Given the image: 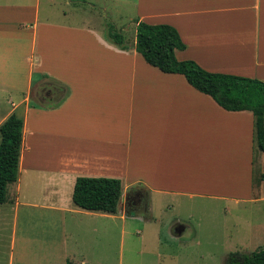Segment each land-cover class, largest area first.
I'll return each instance as SVG.
<instances>
[{"label":"crops","instance_id":"obj_1","mask_svg":"<svg viewBox=\"0 0 264 264\" xmlns=\"http://www.w3.org/2000/svg\"><path fill=\"white\" fill-rule=\"evenodd\" d=\"M66 1L72 12L58 0H44L43 9L42 0H0V127L13 113L24 121L19 178L0 204L10 264L97 262L81 242L118 214L75 205L82 176L121 180L123 219L140 207L152 221L155 207L186 198L264 201L254 113L227 110L183 74L149 64L136 50L137 28L131 42L124 30L122 48L106 28L76 23L73 4L84 1ZM121 1L134 2L135 26L179 31V60L264 81V0ZM190 230L182 220L170 225L175 239ZM30 241L37 253L28 262Z\"/></svg>","mask_w":264,"mask_h":264},{"label":"rangeland","instance_id":"obj_2","mask_svg":"<svg viewBox=\"0 0 264 264\" xmlns=\"http://www.w3.org/2000/svg\"><path fill=\"white\" fill-rule=\"evenodd\" d=\"M17 2L19 0H12ZM36 0H25L31 6ZM73 4L75 22L87 21L96 28L110 26L124 34L128 29L131 42L136 26L134 2L121 0H80ZM60 10L72 12L66 0H58ZM45 7L42 0V9ZM106 31V32H107ZM18 100V99H14ZM175 207H155L154 219L148 220L143 209L134 211L133 217L102 218L100 236L81 242V249L92 264H225L234 252H253L264 245V201L214 198L180 199L170 201ZM151 217V218H153ZM182 220L192 228L180 239L171 236L170 225ZM34 221V219H33ZM36 227V223H32ZM0 231V264H10L11 230ZM32 239L35 236L29 232ZM88 242V243H87ZM21 243L17 245L19 259ZM28 262L35 259V244L30 241ZM27 251V249H26ZM25 261V263H28ZM23 264L16 261V264Z\"/></svg>","mask_w":264,"mask_h":264},{"label":"trees","instance_id":"obj_3","mask_svg":"<svg viewBox=\"0 0 264 264\" xmlns=\"http://www.w3.org/2000/svg\"><path fill=\"white\" fill-rule=\"evenodd\" d=\"M136 50L145 60L166 73L183 74L202 93L210 95L230 111L250 110L256 117V139L264 151V81L234 74L215 73L193 60H179L177 50L186 43L179 31L169 24H150L136 20ZM108 37L122 48H128L126 36L110 26ZM23 119L11 114L1 125L0 204L8 199V187L19 178L23 142ZM123 185L120 179L86 177L76 180L73 201L79 208L116 214L122 206ZM66 264H76L68 260ZM92 264V263H81ZM225 264H264V245L253 252L231 253Z\"/></svg>","mask_w":264,"mask_h":264}]
</instances>
